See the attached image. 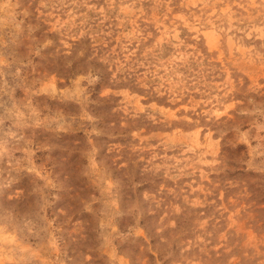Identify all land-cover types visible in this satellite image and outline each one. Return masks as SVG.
Segmentation results:
<instances>
[{
  "label": "rangeland",
  "instance_id": "obj_1",
  "mask_svg": "<svg viewBox=\"0 0 264 264\" xmlns=\"http://www.w3.org/2000/svg\"><path fill=\"white\" fill-rule=\"evenodd\" d=\"M0 264H264V0H0Z\"/></svg>",
  "mask_w": 264,
  "mask_h": 264
}]
</instances>
